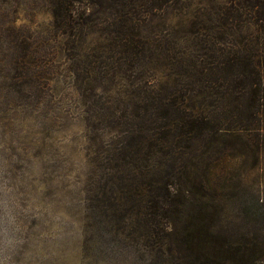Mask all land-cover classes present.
I'll return each mask as SVG.
<instances>
[{
    "label": "trees",
    "instance_id": "1",
    "mask_svg": "<svg viewBox=\"0 0 264 264\" xmlns=\"http://www.w3.org/2000/svg\"><path fill=\"white\" fill-rule=\"evenodd\" d=\"M175 1L48 0L55 35L72 45L64 50L97 34L70 67L97 143L88 207L161 264H264L259 243L217 236L223 207L206 176L217 155L253 152L258 163L264 150V0L195 15L183 46L143 33L147 17ZM27 48L26 76L40 79L37 50Z\"/></svg>",
    "mask_w": 264,
    "mask_h": 264
},
{
    "label": "rangeland",
    "instance_id": "2",
    "mask_svg": "<svg viewBox=\"0 0 264 264\" xmlns=\"http://www.w3.org/2000/svg\"><path fill=\"white\" fill-rule=\"evenodd\" d=\"M225 1L176 0L147 17L142 31L183 46L195 15ZM252 32L251 26L244 31ZM96 40L93 34L64 50L71 42L65 46L55 35L48 0H0V264H161L160 255L135 249L127 230L115 234L113 222L92 216L88 207V191L98 176L97 143L90 140V108L83 87L73 85L70 67L72 54ZM28 45L37 50L46 84L32 73L26 76L34 56H28ZM224 153L207 161L208 170L218 163L206 174L223 207L214 222L216 234L259 243L264 252V150L258 163L253 152ZM202 169L195 173H205Z\"/></svg>",
    "mask_w": 264,
    "mask_h": 264
}]
</instances>
